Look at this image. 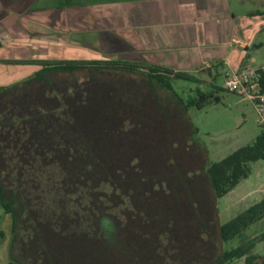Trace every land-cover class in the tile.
Masks as SVG:
<instances>
[{
    "label": "trees",
    "instance_id": "16d2710c",
    "mask_svg": "<svg viewBox=\"0 0 264 264\" xmlns=\"http://www.w3.org/2000/svg\"><path fill=\"white\" fill-rule=\"evenodd\" d=\"M15 63L39 69L0 87V205L12 218L10 264H166L160 240L150 233V239L125 242L127 222L139 212L155 217L152 207L170 199L163 196L172 190L163 163L178 158L173 147L180 151L194 133L187 122L175 131L181 112L219 101L216 92L168 100L171 77L200 80L121 60ZM261 87L264 92V75ZM150 141L162 147V163L156 164ZM261 160L264 129L254 145L208 169L190 165L192 178L182 186L189 247L180 264H228L241 254L242 246L222 251L218 237L228 243L262 220L264 199L225 224L219 223L217 202Z\"/></svg>",
    "mask_w": 264,
    "mask_h": 264
},
{
    "label": "crops",
    "instance_id": "0c3cea01",
    "mask_svg": "<svg viewBox=\"0 0 264 264\" xmlns=\"http://www.w3.org/2000/svg\"><path fill=\"white\" fill-rule=\"evenodd\" d=\"M263 31L264 12L238 0H0V87L39 69L22 60H121L224 86Z\"/></svg>",
    "mask_w": 264,
    "mask_h": 264
},
{
    "label": "rangeland",
    "instance_id": "374dc122",
    "mask_svg": "<svg viewBox=\"0 0 264 264\" xmlns=\"http://www.w3.org/2000/svg\"><path fill=\"white\" fill-rule=\"evenodd\" d=\"M238 5L246 11L264 12V0H238ZM256 41L264 42V31L257 35ZM262 62H264V44L252 53L253 64L257 65ZM195 76L200 82L171 77L168 82L172 91L164 92L168 100L177 101L180 99L186 102L193 98L199 99L197 91L201 90L206 93L216 92L215 96L219 97V101L209 102L203 108L191 107L187 111L181 112L183 122L177 124L175 131L179 133V127L182 124L186 125L187 122V126H191L194 133L184 148H180V151L179 146L173 147L175 149L173 153L178 158L168 159L166 150H163L164 158L167 157L163 163L167 166L164 175H167L166 182L172 187V190L165 191L163 196L167 195L170 199L166 200L165 205L152 207L153 212L151 211V213H154L155 217L151 215L152 217L148 218L144 213L139 212L137 217L129 219L124 233L125 242L150 239V235H145L146 233L152 235L153 241L160 240V254L159 252L157 254L166 264L167 262L171 264V259L173 264H180L178 258L180 257L183 261V258H187L188 255V206L183 202L185 192L182 186L183 182H189L192 178L193 173L189 168L190 165L199 168V170L208 169L239 149L254 145L263 130L258 123V115L251 101L226 91L222 80L207 83L206 77L198 74ZM215 86H219L221 89L216 91ZM178 114L180 115V113ZM174 117L176 116L174 115ZM181 135L184 138L183 130ZM150 143V152L154 151L159 159L156 164L162 163L161 158L157 156L158 150H161L162 147L156 142L150 141ZM186 146L187 149H185ZM251 167V176L243 180L228 195L218 200L219 223L229 222L264 199V160L251 164ZM195 174L199 175L197 172ZM166 185V183L163 184L164 187ZM0 215V264H10L12 218L9 214H5L1 205ZM218 238L222 251L238 246L243 248L241 254L228 264H247L248 258L251 257H255L252 264H257L264 258V218L228 243H224L220 237ZM173 244L177 249L173 248ZM126 260L125 264L128 263ZM130 264H135L134 259Z\"/></svg>",
    "mask_w": 264,
    "mask_h": 264
},
{
    "label": "built area",
    "instance_id": "2783aa9c",
    "mask_svg": "<svg viewBox=\"0 0 264 264\" xmlns=\"http://www.w3.org/2000/svg\"><path fill=\"white\" fill-rule=\"evenodd\" d=\"M263 75L264 64L255 66L248 60L239 70L226 74L224 88L252 102L258 115V123L264 129V92L261 87Z\"/></svg>",
    "mask_w": 264,
    "mask_h": 264
},
{
    "label": "flooded vegetation",
    "instance_id": "af4514ba",
    "mask_svg": "<svg viewBox=\"0 0 264 264\" xmlns=\"http://www.w3.org/2000/svg\"><path fill=\"white\" fill-rule=\"evenodd\" d=\"M11 241V240H10Z\"/></svg>",
    "mask_w": 264,
    "mask_h": 264
}]
</instances>
